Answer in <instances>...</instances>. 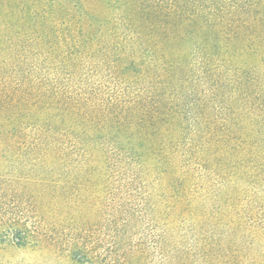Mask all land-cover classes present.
<instances>
[{
	"label": "trees",
	"instance_id": "16d2710c",
	"mask_svg": "<svg viewBox=\"0 0 264 264\" xmlns=\"http://www.w3.org/2000/svg\"><path fill=\"white\" fill-rule=\"evenodd\" d=\"M0 147L154 183L155 264H264V0H0ZM125 212L114 200L116 235ZM66 247L76 264L144 254Z\"/></svg>",
	"mask_w": 264,
	"mask_h": 264
},
{
	"label": "rangeland",
	"instance_id": "374dc122",
	"mask_svg": "<svg viewBox=\"0 0 264 264\" xmlns=\"http://www.w3.org/2000/svg\"><path fill=\"white\" fill-rule=\"evenodd\" d=\"M33 159L0 147V264H76L66 247L72 240L101 259L112 248L118 256L138 249L144 254L133 264H155V211L148 203L144 210L140 200L145 191L155 197L154 183L139 190L94 178L78 181L71 169L47 170L32 165ZM114 200L126 210L119 235L110 225ZM18 220L25 233L36 232L49 247L17 243L13 224Z\"/></svg>",
	"mask_w": 264,
	"mask_h": 264
}]
</instances>
